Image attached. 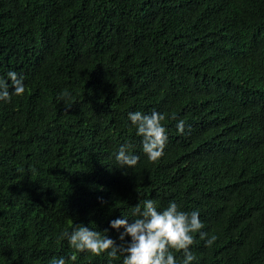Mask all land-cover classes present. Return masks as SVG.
<instances>
[{"label": "trees", "instance_id": "obj_1", "mask_svg": "<svg viewBox=\"0 0 264 264\" xmlns=\"http://www.w3.org/2000/svg\"><path fill=\"white\" fill-rule=\"evenodd\" d=\"M9 71L25 92L0 100V264H109L61 233L119 244L110 221L146 200L198 210L217 237L193 234L191 264H264V0H0L11 93ZM153 110L155 162L128 117ZM126 142L133 168L115 160Z\"/></svg>", "mask_w": 264, "mask_h": 264}, {"label": "clouds", "instance_id": "obj_2", "mask_svg": "<svg viewBox=\"0 0 264 264\" xmlns=\"http://www.w3.org/2000/svg\"><path fill=\"white\" fill-rule=\"evenodd\" d=\"M7 77L11 81L12 92L9 91L7 80L0 79V100L10 102L11 96H21L25 92L24 77L15 71H9ZM68 95L62 92L58 99ZM72 105L66 104V108ZM128 117L136 126L137 135L142 137V149L149 161L155 162L164 154L168 136L163 125L164 115L153 110L150 114L140 111L129 112ZM185 122L179 121L177 129L184 132ZM130 143L120 145L115 160L120 168H133L140 157L132 154ZM132 215L136 217L131 222L127 217L110 221V227L117 230L123 228L119 234L121 243L115 239L102 236L100 232L90 229L83 224L75 226L71 232L61 233L62 239H67L70 246L78 252H90L95 256L107 253L109 264L117 259L118 254L123 257V264H177L173 250L183 252L182 264H191L196 256L190 247L196 242L194 235L199 233L200 239L205 240L210 247L216 236L205 239L208 234L202 232L204 223L199 219L198 210L185 212L179 210L175 202H170L163 210H158L153 200H146L134 206ZM107 232V229L104 230ZM130 237V240H125ZM72 259H75L73 256ZM50 264H66L64 258H54Z\"/></svg>", "mask_w": 264, "mask_h": 264}]
</instances>
